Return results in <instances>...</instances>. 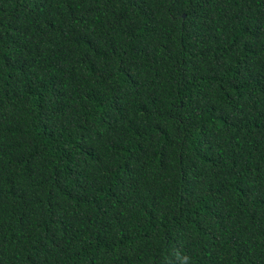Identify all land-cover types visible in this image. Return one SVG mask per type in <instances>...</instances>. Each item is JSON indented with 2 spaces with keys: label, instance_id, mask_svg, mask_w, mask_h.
I'll use <instances>...</instances> for the list:
<instances>
[{
  "label": "trees",
  "instance_id": "1",
  "mask_svg": "<svg viewBox=\"0 0 264 264\" xmlns=\"http://www.w3.org/2000/svg\"><path fill=\"white\" fill-rule=\"evenodd\" d=\"M0 264H264V0H0Z\"/></svg>",
  "mask_w": 264,
  "mask_h": 264
}]
</instances>
